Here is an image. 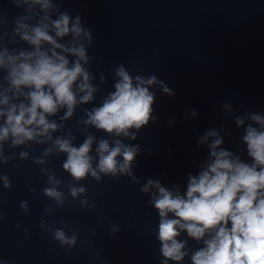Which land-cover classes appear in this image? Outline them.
Instances as JSON below:
<instances>
[{
	"label": "clouds",
	"instance_id": "1",
	"mask_svg": "<svg viewBox=\"0 0 264 264\" xmlns=\"http://www.w3.org/2000/svg\"><path fill=\"white\" fill-rule=\"evenodd\" d=\"M13 3L27 15L16 17L13 32L0 35V42L5 35L19 36L32 50L18 54L16 49L11 53L7 48L0 51V69L6 72L0 76V160L8 162L3 156V146L9 138L13 147L28 141L38 144L51 141V147L43 155L53 151L66 154L62 168L77 182L89 175L99 182L103 173L112 178L127 175L138 183L132 163L139 146L126 145L119 137L136 139V133L129 130H139L155 119L152 116L155 94L150 87L158 85L169 96L174 92L156 75L133 77L120 65L116 69L119 79L115 91L104 97L99 106L85 109L86 119L79 121L114 136L111 143L104 138L97 140L91 133L78 146L73 144L75 136L71 133L53 139L52 133L63 125L48 118L61 109H65L61 121L71 118L79 105L94 101V94L99 91L91 83L94 77L86 67L90 57L81 41L83 36L88 45L92 44L91 30L81 23L79 14L73 18L68 11L59 12V4L55 6L59 15L52 19L48 15L54 8L51 0H13ZM37 6L45 14L35 24H29L39 15L33 11ZM6 23L0 16V24ZM68 36L70 42H58L57 38ZM224 108L230 109V105L225 104ZM190 113L192 117L197 115L195 110ZM248 116L253 123L245 128L242 140L251 162L222 148L223 138L217 130L210 129L199 139L200 144L208 145L209 159L199 175L189 174L183 194L178 187L170 190L152 179L140 189L151 194L149 204L158 213L157 239L163 257L160 264L182 262L189 256L188 241L178 239L182 232L203 244L192 251L191 264H264V115ZM236 124L244 125V119L237 117ZM94 144L95 155H90ZM27 155L20 153L22 159ZM35 162L43 163L39 159ZM4 180V186L10 187L7 176ZM47 182L52 186L43 188L44 195L62 205L64 196L57 188L62 181L52 174ZM69 192L75 198L87 189L69 185ZM21 207L26 209V202ZM111 231L115 233L119 228L113 227ZM54 239L62 244L76 243V236L67 237L62 229L55 230Z\"/></svg>",
	"mask_w": 264,
	"mask_h": 264
}]
</instances>
